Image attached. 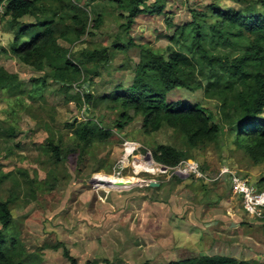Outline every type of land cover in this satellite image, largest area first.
<instances>
[{
    "label": "rangeland",
    "instance_id": "1",
    "mask_svg": "<svg viewBox=\"0 0 264 264\" xmlns=\"http://www.w3.org/2000/svg\"><path fill=\"white\" fill-rule=\"evenodd\" d=\"M37 2L43 8L39 16L61 11L60 4L51 0ZM154 2L157 4V0L148 1ZM158 2L164 4L161 13L138 16L125 32L120 25L126 20L115 5L82 0L91 11L87 33L60 45L70 58L108 48L109 59L89 85L82 81L74 85L69 93L75 98L72 102H67L51 81L46 89L31 86L30 79L42 72L0 51V69L17 75L22 82L0 88V202L9 203L13 219L3 233L18 242L19 254L27 255L32 264H68L63 249L77 264H167L200 256L264 264V209L259 216L250 214L232 191L231 175L222 172L227 167L264 195V159L253 161L226 127L216 140L193 149L170 128L145 133L139 116L117 129L118 111L104 101L81 108L76 104L77 94L90 93L97 98L115 86L129 87L141 49L167 57L170 49L178 48L170 38L191 22L192 11L204 12L212 3L224 10L241 8L233 0ZM3 4L6 0H0V6ZM96 14L103 21L99 28L93 27ZM8 21L5 13H0V50L8 51L15 36ZM128 38L135 46L112 47L116 39L126 44ZM244 47L245 42L239 41L231 47L218 46L217 52L238 56ZM95 66L85 61L90 72ZM46 72L51 73L47 68ZM167 99L200 104L212 115L214 124L220 122L216 102L205 99L201 90L176 89ZM260 118L264 119V111ZM73 120L89 121L108 130L110 136L95 141L81 155L72 151L54 163L47 145L53 142L64 153L75 149L73 127L66 126ZM126 143L129 150L137 148L130 156H126ZM161 145L185 154L181 172L164 173L154 162L152 154ZM123 160L127 162L122 168L119 162ZM190 166H197L196 171L182 173ZM124 180L139 183L128 188L112 184ZM149 182L159 185L151 188Z\"/></svg>",
    "mask_w": 264,
    "mask_h": 264
},
{
    "label": "trees",
    "instance_id": "2",
    "mask_svg": "<svg viewBox=\"0 0 264 264\" xmlns=\"http://www.w3.org/2000/svg\"><path fill=\"white\" fill-rule=\"evenodd\" d=\"M51 1L60 4L61 11L43 12L39 16L43 8L37 0H6L4 13L15 36L8 51H0L9 52L21 64L42 72V76L30 79L31 86L46 89L49 86L47 81H51L58 85V91L65 95V100L72 102L75 98L69 93L74 85L80 81L89 85L99 76L97 70L108 62L109 49L70 58L68 50L60 42L72 43L86 35L91 11L82 0ZM105 1L122 11L119 15L126 22L120 28L125 32L129 31L135 18L142 14L161 13L164 6L158 0L157 4L148 3L149 0ZM233 1L241 8L224 10L212 3L204 12L192 11L191 22L170 38L178 48L170 49L167 57L141 49L129 87L115 86L110 93L97 98L90 93L77 94L76 104L81 108L97 100L104 101L108 108L118 111L117 129L121 130L139 116L143 119L145 133L167 127L181 135L193 149L216 140L223 132L222 127H226L253 161L264 159V119L260 118L264 111V0ZM95 16L93 27L99 28L103 23L102 17L100 14ZM239 41L245 42V47L238 56L217 52L218 46L231 47ZM133 46L135 43L131 38L126 44L116 39L112 45L116 50ZM85 61L96 64L93 72L85 67ZM46 68L51 73L46 72ZM20 83L17 75L0 69V88ZM176 89L201 90L205 99L215 101L221 118L219 124H214L212 115L200 104L169 102L167 96ZM66 126L73 127L75 149L64 153L53 142L48 143L54 163L66 159L72 151L81 155L95 141H105L110 136L108 130L93 126L89 121L73 120ZM152 158L156 164L173 169L184 162L186 156L174 147L161 145ZM12 220L9 203L0 202L3 230H0V264H32L27 255L19 254L18 242L13 238L7 239L3 233L11 226ZM63 257L68 264H77L66 249H63ZM167 264L251 263L224 256H200Z\"/></svg>",
    "mask_w": 264,
    "mask_h": 264
},
{
    "label": "built area",
    "instance_id": "3",
    "mask_svg": "<svg viewBox=\"0 0 264 264\" xmlns=\"http://www.w3.org/2000/svg\"><path fill=\"white\" fill-rule=\"evenodd\" d=\"M5 5L3 4L2 6H0V13L5 12ZM127 145L129 144L126 143L124 145L126 156H130L133 154V151H135L137 148L135 149L134 146L131 150H129ZM123 165H125V163L123 161H120L119 167L123 168ZM180 165L181 163L176 168L173 169L166 168L160 165L159 166L161 167V171L165 173L168 170H175V169H178V172H181ZM196 167L197 166H190L188 169L182 170L183 171L182 173L186 174L187 172L196 171L197 169ZM222 172L224 174L227 173L231 175L230 183H231L232 191L234 194L239 195V197L241 198L242 205L245 207V209L250 214L259 216L262 213V210L264 209V195L261 194L255 188H253L251 185H249V183H247V180H242L235 174L230 173L227 167H225Z\"/></svg>",
    "mask_w": 264,
    "mask_h": 264
},
{
    "label": "water",
    "instance_id": "4",
    "mask_svg": "<svg viewBox=\"0 0 264 264\" xmlns=\"http://www.w3.org/2000/svg\"><path fill=\"white\" fill-rule=\"evenodd\" d=\"M100 181H101L103 184H105V185L108 184L107 181H103V180H100ZM114 185H116V186H118V187H121V186H123V185H125V186H132L131 183L123 184L122 182H118V183H116V184H114ZM158 185H159V184H157V183H155V182H149V184H148V186L151 187V188L158 187Z\"/></svg>",
    "mask_w": 264,
    "mask_h": 264
},
{
    "label": "bare ground",
    "instance_id": "5",
    "mask_svg": "<svg viewBox=\"0 0 264 264\" xmlns=\"http://www.w3.org/2000/svg\"><path fill=\"white\" fill-rule=\"evenodd\" d=\"M123 162L126 164L127 160H123ZM149 164H152V162H149ZM119 182H122L123 184L131 183L132 185H137L139 183V180H132V181L124 180V181H119ZM116 183H118V181L117 182H113L112 184L114 185ZM114 186H116V185H114ZM116 187H118V186H116ZM123 187L128 188V187H131V186H125V185L121 186V188H123Z\"/></svg>",
    "mask_w": 264,
    "mask_h": 264
},
{
    "label": "crops",
    "instance_id": "6",
    "mask_svg": "<svg viewBox=\"0 0 264 264\" xmlns=\"http://www.w3.org/2000/svg\"><path fill=\"white\" fill-rule=\"evenodd\" d=\"M224 257H228V256H224ZM231 258H234L235 260L239 261L236 257H231ZM172 262H174V261H172ZM251 264H253V263H251Z\"/></svg>",
    "mask_w": 264,
    "mask_h": 264
}]
</instances>
